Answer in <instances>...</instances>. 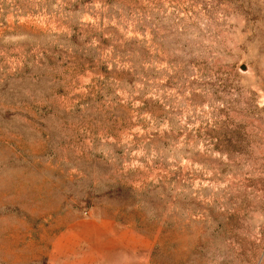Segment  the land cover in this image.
I'll return each mask as SVG.
<instances>
[{"label": "rangeland", "instance_id": "rangeland-1", "mask_svg": "<svg viewBox=\"0 0 264 264\" xmlns=\"http://www.w3.org/2000/svg\"><path fill=\"white\" fill-rule=\"evenodd\" d=\"M0 264H264V0H0Z\"/></svg>", "mask_w": 264, "mask_h": 264}]
</instances>
